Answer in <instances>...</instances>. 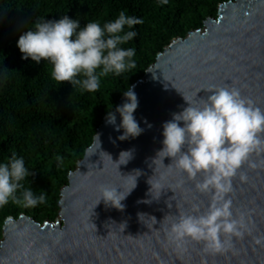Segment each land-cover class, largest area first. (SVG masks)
Segmentation results:
<instances>
[{"label": "water", "instance_id": "obj_1", "mask_svg": "<svg viewBox=\"0 0 264 264\" xmlns=\"http://www.w3.org/2000/svg\"><path fill=\"white\" fill-rule=\"evenodd\" d=\"M225 86L264 110V0L225 1L201 28L173 39L129 88L138 98L133 116L142 133L121 141L123 130L107 124L106 115L61 188L57 217L42 223L25 214L6 218L0 264H264V150L249 155L225 197L232 217L242 221V237H232L221 252L170 237L179 217L207 211L215 190L201 192L202 174L190 179L172 158L156 157L162 125L186 102L202 106ZM125 102L122 96L112 112ZM130 150L123 164L127 157L120 153ZM136 171L141 174L122 210L97 204L101 186L126 193L132 187L127 176Z\"/></svg>", "mask_w": 264, "mask_h": 264}, {"label": "trees", "instance_id": "obj_2", "mask_svg": "<svg viewBox=\"0 0 264 264\" xmlns=\"http://www.w3.org/2000/svg\"><path fill=\"white\" fill-rule=\"evenodd\" d=\"M225 1L0 0V163L10 160L13 153L23 158L33 174L21 183L37 196L40 191L46 194V202L34 207L10 199L0 208V239L4 221L10 216L25 214L40 223L57 217L61 188L103 118L173 39L201 28ZM122 10L143 21L131 29L125 26V32L131 30L136 35L121 45L135 50L136 67L119 76L103 77L96 92L69 82L56 83L46 60L37 64L22 59L17 41L27 30H34L37 22L67 16L82 29L89 22L98 21L101 26L113 22ZM15 196L22 199L21 191Z\"/></svg>", "mask_w": 264, "mask_h": 264}, {"label": "clouds", "instance_id": "obj_3", "mask_svg": "<svg viewBox=\"0 0 264 264\" xmlns=\"http://www.w3.org/2000/svg\"><path fill=\"white\" fill-rule=\"evenodd\" d=\"M141 23V19L128 16L124 10L113 22L103 26L98 21L89 22L82 29L78 21L64 16L55 21L35 23L34 30L20 35L17 47L22 59L30 58L37 64L48 61L51 78L56 83L69 82L88 92H96L103 77L119 76L136 67L135 50L121 45L136 35L131 30L125 32V26L131 29ZM124 97L126 102L115 112L110 110L106 117V123L116 131L123 130V135L118 137L121 141L135 138L143 131L133 116L138 107L134 90L129 89ZM186 103L188 106L182 112L173 114L172 120L162 125V149L156 157L172 158V164L190 179L202 174L204 178L196 187L201 192L215 190V199L205 213L179 217L171 225L170 237L175 242L186 239L204 242L207 248L221 252L226 250V244H231L232 237L243 235L240 231L242 221L232 217L231 200L225 197L232 190V178L249 155L264 150V110L241 97L239 90L227 86L215 89L201 102L202 106ZM116 114L120 116L119 125ZM181 122L182 127L179 126ZM96 138L98 141L97 135ZM122 155L127 157L123 164L132 158L131 150L121 152L120 157ZM32 174L25 167L24 159L17 158L15 153L10 160L0 163V208L10 199L24 207L46 202L44 191L37 196L21 183ZM134 174L137 175L127 176L132 177V187L126 193L118 192L117 187L101 186L97 204L102 200L105 205L122 210L121 202L136 187V178L141 173ZM155 186L160 187L158 182ZM18 190L22 199L15 196ZM222 235L228 239L222 240Z\"/></svg>", "mask_w": 264, "mask_h": 264}]
</instances>
